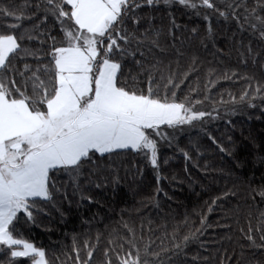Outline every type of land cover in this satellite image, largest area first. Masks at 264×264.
Instances as JSON below:
<instances>
[{
	"label": "trees",
	"instance_id": "trees-1",
	"mask_svg": "<svg viewBox=\"0 0 264 264\" xmlns=\"http://www.w3.org/2000/svg\"><path fill=\"white\" fill-rule=\"evenodd\" d=\"M40 2L0 0V7L32 17L17 21L0 15V34L14 31L18 37L23 35L22 48L40 57L12 60L9 78L21 84L18 73L25 63L33 70L48 63L46 54L52 43L48 37H56L57 46L62 39L53 17L40 23L43 8L35 7ZM219 6L230 11L224 4ZM198 12L175 0L171 4L159 0L138 9L139 24L129 20L125 27L135 30L138 38L144 39L141 34L148 38L141 46L146 71L141 75L130 57L124 61L120 83L146 91L151 71L163 97V84L175 73V82H184L179 89H170L168 97L175 91L177 102L210 115L194 126H162L167 139L155 137V168L143 153L124 150L85 163L76 183L63 171L53 172L52 201H40L32 209L34 222L22 213L15 222L17 235L44 248L50 264H76L74 249L79 250L81 261H88L92 251L89 264H107L108 260L119 264L118 254L135 256L136 248L143 259L145 247L160 253L155 260L147 257L153 264H264V248L252 246L246 238L251 228L256 244H264L260 239L264 235V198L257 195L264 190V40L247 25L241 31L231 17L225 20L204 8ZM204 14L209 15L207 21ZM14 23L21 26L13 30L10 25ZM35 24H40L39 30L33 29ZM29 33L38 38L29 40ZM151 39L159 47H152ZM129 47L135 49L136 42ZM135 59H141L139 52ZM225 74L232 78L226 79ZM134 76H139L138 81H133ZM246 91L248 96L241 100ZM213 200H217L214 205ZM202 219L207 227H201ZM191 233L195 237L182 250L174 247ZM9 261L10 254L0 249V264Z\"/></svg>",
	"mask_w": 264,
	"mask_h": 264
},
{
	"label": "snow or ice",
	"instance_id": "snow-or-ice-1",
	"mask_svg": "<svg viewBox=\"0 0 264 264\" xmlns=\"http://www.w3.org/2000/svg\"><path fill=\"white\" fill-rule=\"evenodd\" d=\"M158 2L41 0L35 5L37 10L43 8L44 16L40 23L49 16L53 17L60 25L62 39L57 46L56 37H48L52 41L46 54L48 63L40 64L35 70L25 63L18 73L22 84L14 77L9 78L12 60L25 56L39 60L40 57L31 49L22 48L23 35L18 37L14 31L0 34V249L10 254L9 264H50L44 248L17 235L15 222L21 213L28 221L34 222L32 209L40 201H52V189L55 187L51 178L53 172L63 171L76 183L85 163H95L97 156L124 150L143 153L155 168L158 164V141L155 137L167 139L162 126L172 129L194 126V122L210 115L196 111L185 102H177L175 91L171 92V99L168 97L170 89H179L184 82L176 83L175 73L163 84V97L151 71H148L146 91L129 89L120 83L124 61L130 57L141 69V75L146 71L145 53L141 46L148 38L145 34H141L144 39L136 37L135 30L128 31L125 24L130 20L133 25H138L137 10ZM175 2L184 8L197 10V14L198 9L204 8L218 13L225 20L231 17L241 31L247 25L252 33H258L259 39L264 40V15L261 14L264 13V0H252L251 4L248 0ZM163 3L171 4L173 0H163ZM219 4H224L230 11L222 9ZM23 7L21 5V9ZM0 15L12 16L17 21L32 19L22 11L17 15L6 7H0ZM204 19L207 21L209 15L204 14ZM172 23L175 26V21ZM20 26L14 23L10 28L15 30ZM39 28L40 24L33 26L34 30ZM27 38L35 40L38 37L29 33ZM133 41L136 42L135 49L129 47ZM148 42L152 47H159L156 39ZM137 52L141 59H135ZM115 56L119 59H114ZM187 76L185 73V80ZM225 78L232 77L225 74ZM132 79L138 81L139 76ZM161 80H164L163 76ZM256 91L260 92L261 87L258 86ZM247 96L246 91L240 99ZM220 150L225 151L223 147ZM185 158L189 159L187 153ZM257 195L264 198V190ZM216 202L213 200L212 204ZM212 210L210 206L209 212ZM207 226L202 219L201 227ZM251 231L250 228L246 238L252 246L264 248V244H256ZM194 237L195 233L185 235L182 242L174 247L182 250ZM260 239L264 241V235ZM132 246L136 248L135 244ZM85 247H88L87 242ZM120 247L122 249L123 245ZM74 251L77 252L76 264H89L92 251L88 252V261H81L79 250ZM105 255H108L107 251ZM149 255L155 260L160 253H152L145 247L142 259L140 250L136 248L135 256L118 254L117 260L119 264H153V260L147 259ZM107 264H112L111 260Z\"/></svg>",
	"mask_w": 264,
	"mask_h": 264
}]
</instances>
